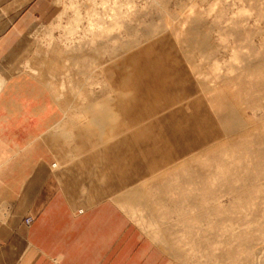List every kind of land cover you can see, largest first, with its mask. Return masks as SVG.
Masks as SVG:
<instances>
[{"label": "crops", "instance_id": "1", "mask_svg": "<svg viewBox=\"0 0 264 264\" xmlns=\"http://www.w3.org/2000/svg\"><path fill=\"white\" fill-rule=\"evenodd\" d=\"M58 13V0H0L2 79L19 82L28 77V58ZM47 76L46 83L35 78L33 95L39 98L43 92L36 85H45L61 111H35L34 100L16 93L15 86L7 92L4 81L0 88V264H183L166 248L171 225L162 214L185 208L176 198L170 201L167 192L161 199L156 178L162 174L153 176L147 162L131 161L137 148L113 144L116 133L128 134L129 124L114 128L113 122L101 139L84 135L86 120L101 113H91V100L66 108L53 91L55 75ZM107 116L116 119L103 113ZM145 146L153 150L157 144ZM117 152L124 161H117ZM54 161L56 167L51 166ZM151 167L159 173L163 165ZM138 186L152 187L153 209L141 205V211L136 203L129 208L133 201H123L124 194ZM151 209L158 213L153 215ZM132 210L147 217L146 223L131 218Z\"/></svg>", "mask_w": 264, "mask_h": 264}, {"label": "bare ground", "instance_id": "2", "mask_svg": "<svg viewBox=\"0 0 264 264\" xmlns=\"http://www.w3.org/2000/svg\"><path fill=\"white\" fill-rule=\"evenodd\" d=\"M191 1L197 5L198 0ZM204 1L206 4L207 0H199V3L203 4ZM92 2V6L84 11L75 2L71 1L70 5L68 3L72 15L62 27L64 33L61 40L53 38L44 50L45 54L50 53V57L44 62L39 60L37 63L40 66L37 68L31 66L30 61L26 65V69L33 70L35 78L42 83L49 81V72L55 75L53 91L66 108L70 105L76 108L89 100L94 101L95 94L98 96L99 93L97 86L100 92L109 90L105 69H111L108 71L112 74V61L135 47V41L130 38L126 41L127 48L120 49L124 44L115 45L116 28L134 31L126 10L119 9L120 5L117 6L112 0ZM208 6L206 9H199V6L192 9L188 5L189 8L183 11L182 16L169 14L165 10L160 21L182 44L189 59H193L196 53H203L201 60H208L218 48L227 50L229 59L223 64L215 61L208 69L201 67V64H193L202 79L200 87L209 97V106L214 108L218 115L216 119L222 124V132L224 135H239L242 140H237L222 153L211 151L206 162L200 160L199 156L183 162L177 167L180 174L171 180L175 181L171 185H167L164 174L156 178L160 180L158 191L163 195L161 199L166 198L167 192L170 201L176 198L182 207H189L177 213V221L166 223L171 225V228L168 227L171 240L164 243L172 254L174 252L184 261L193 264H199V261L200 264H257V247L256 244L251 245L254 243L253 230H259L264 235V0H215ZM84 12L86 17L81 16ZM160 29V24H147L142 29L143 36L154 38ZM117 49L124 51L117 55ZM45 66L50 69H44ZM209 73L214 74L218 81H224V86L213 84L208 87L203 83ZM4 81L0 77V88ZM245 109L252 114L260 112L261 119L257 125L245 119ZM254 143L263 146L255 147ZM240 157L244 161L236 163ZM215 181L227 183V190L234 196L245 197L247 203L253 193L262 196L263 202H258V206L255 203L257 207L252 214L253 218L244 223V228L238 227L239 216H232L235 224L221 225V213L225 211V205L219 199L221 196L212 192L205 195ZM149 187L146 190L142 186L135 187L124 194L123 201H133L129 208L134 203L151 207L150 202L154 203L150 201L152 187ZM180 188L184 191L192 190L193 193L185 194L180 192ZM207 200L213 202L208 203ZM144 207H140L141 211ZM152 209L153 215L158 213ZM163 214V218L170 217V213L168 216ZM131 218L143 224L147 220V217L143 218L136 211L132 212ZM159 230L169 237L168 232L165 234L166 230Z\"/></svg>", "mask_w": 264, "mask_h": 264}, {"label": "rangeland", "instance_id": "3", "mask_svg": "<svg viewBox=\"0 0 264 264\" xmlns=\"http://www.w3.org/2000/svg\"><path fill=\"white\" fill-rule=\"evenodd\" d=\"M71 1L75 2L77 7L81 8L82 11L85 8L91 7L93 3L92 0ZM71 1L58 0L59 13L44 28L39 36L34 53L28 58L31 66L37 68L40 66L37 63L39 60L44 62L50 57V53L46 52L45 54L44 50L53 38L61 40V36L64 33L62 27L72 15V9L69 6ZM112 1L117 6L120 5L119 9L122 11L126 10V15L131 19L130 26L134 27L133 32L124 31L121 27L120 29L119 27L116 28L115 45L119 46L120 44H124L120 49L127 48L126 41L130 38L132 41H135V47L133 49L130 48L131 50L128 53L119 56L114 62L112 61V76L109 79L106 77L109 90L100 92L98 86L96 87L97 89L95 88L98 90L97 93H99L97 94L98 96L95 94L96 98L92 101L94 109L91 113L98 112L101 115H98L99 117L93 116L86 120L84 135L97 134L99 139H101V136L104 134L103 129L113 127V122H115L114 128L123 122L128 123L131 127L128 134H124L121 137L116 133V139L114 138L113 144L117 148L125 144H128L127 146L129 147L137 148L131 155V161L133 163L142 161L145 165L147 162L149 168L154 163L162 164L163 168L159 173L152 170V167L150 169L148 168V170L153 176L164 173L163 176H165L167 185H171L175 183V181L171 180L179 173L177 167L183 162H186L193 156L196 158L200 157V160L202 159V161L205 160L206 162L210 158V154H212L211 151L217 152L218 154L222 153L224 150L230 148L237 140H242L239 135H224L225 133L222 132V124L219 118V122L217 121L216 118L218 115L214 108L209 106V97L200 87L202 79L200 80L193 64H201V67L205 69H208L215 61L223 64L229 59L227 50L218 48L213 57L211 59L208 58V60L206 58L201 60L203 53H196L193 59H189L186 56L187 53L182 44L175 39L173 33H170L168 28L163 26V23L160 21V16L165 10L169 14L182 16L184 15L183 11H187L189 7L197 9L198 7L196 6H199V9L201 7H205L204 9H206V6H210L215 0H207V5L205 1L203 4L199 3V0L198 2L196 1L197 5L192 3L191 0ZM188 5L189 7H187ZM81 16L86 17L87 15L84 12ZM150 23L154 26L160 24L162 29L157 33L158 36L154 38H149L150 36H148L145 38L142 29ZM163 35L165 37L162 40H157ZM123 51L117 49L115 54L117 53L118 55ZM205 60L207 61L204 62ZM43 68L50 69L47 66ZM104 69L105 66L102 68V73ZM25 75L28 77H24L19 82L15 80L5 81L2 88L9 92V90L13 91V87L15 86L16 93L20 92L23 96L30 97L34 100L35 105L33 109L35 111H61L57 103L51 98L50 89L48 90L45 85H36L43 92V94L39 95V98L33 95L36 84L35 72L26 69ZM215 77L214 74L209 73L203 83L208 87H211L213 84L220 87L224 86V81H218ZM109 112L116 116L115 121L113 118L112 120L108 118V116L103 117V113ZM244 112L245 119L251 124H258L259 119H261L260 112L252 114L247 109ZM159 115L161 116L159 117ZM78 118H74L71 127L75 125ZM144 120L146 122L139 125ZM55 122L59 123L60 121L55 120ZM71 130L72 128L67 133L69 137L72 134ZM247 141H250V138H247ZM150 143H156L157 146L153 150H149L145 145ZM254 146L261 147L263 145L254 143ZM135 152L137 153L134 154ZM118 155L117 152V161L119 160V163L124 161V158H119ZM241 161H244L242 157L236 159V163ZM51 166L56 167L57 161H54ZM169 168L171 169L169 170ZM140 173L135 172L133 175L136 176ZM169 181H171L170 184ZM226 185L227 183L224 184L222 181H215L205 192V195L212 192L221 196L219 199L225 205V211L221 213L223 214L221 215L223 217L221 225L231 226L235 224L232 216H239L238 227L244 228L246 225L244 223H247L248 220L250 221L253 218L252 214L260 204L258 202H263L262 196L259 193H253L247 199H250L249 203H247L246 200L244 201L245 197L234 196L233 193H230ZM133 186L136 185L134 184ZM221 186L222 189L219 190ZM180 189V192H185V194L193 193L192 190L184 191L182 188ZM207 202L210 203L213 201L207 200ZM255 203L258 205L256 206ZM183 208L189 209L187 206H183ZM252 209L253 211H251ZM181 211L182 209H172V212L175 213L169 215V222L177 221L176 215ZM239 228L234 231H237ZM252 235L254 237V243L250 245L253 246L256 244L258 251L256 258L257 264H264V235H261L259 230H253ZM174 255L183 264L194 263L184 261L177 254ZM197 262L196 260L195 263Z\"/></svg>", "mask_w": 264, "mask_h": 264}, {"label": "built area", "instance_id": "4", "mask_svg": "<svg viewBox=\"0 0 264 264\" xmlns=\"http://www.w3.org/2000/svg\"><path fill=\"white\" fill-rule=\"evenodd\" d=\"M30 220H31V219H30L29 217H27V218L25 219V222L28 223V222H30Z\"/></svg>", "mask_w": 264, "mask_h": 264}]
</instances>
